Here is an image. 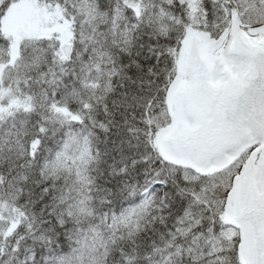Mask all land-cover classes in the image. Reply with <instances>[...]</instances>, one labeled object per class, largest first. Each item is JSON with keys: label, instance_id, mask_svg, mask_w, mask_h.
Returning <instances> with one entry per match:
<instances>
[{"label": "snow or ice", "instance_id": "1", "mask_svg": "<svg viewBox=\"0 0 264 264\" xmlns=\"http://www.w3.org/2000/svg\"><path fill=\"white\" fill-rule=\"evenodd\" d=\"M0 264H264V0H0Z\"/></svg>", "mask_w": 264, "mask_h": 264}]
</instances>
